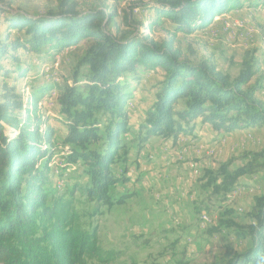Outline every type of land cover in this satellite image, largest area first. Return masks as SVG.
Masks as SVG:
<instances>
[{
  "label": "trees",
  "instance_id": "1",
  "mask_svg": "<svg viewBox=\"0 0 264 264\" xmlns=\"http://www.w3.org/2000/svg\"><path fill=\"white\" fill-rule=\"evenodd\" d=\"M245 6L264 8V0H135L129 9L147 18L142 26L150 33L166 30L177 36L205 31L217 17ZM0 14V27L6 26L5 37L0 36V264H86L107 258L99 227L84 218L128 199L114 193L125 181L116 172L128 153L124 138L134 128L127 107L145 74L162 73L132 138L139 150L151 137L176 141L198 126H209L217 135L264 128L259 95L264 71L253 50L245 51L240 73L232 77L212 61L184 57L172 40L142 33L126 13L120 22L118 6L108 0L88 6L54 0L40 13L0 3ZM14 31L18 35L11 38ZM81 44L70 77L61 83L43 79L17 85L32 73L31 55L46 67L48 60ZM48 97L55 100L64 127L60 138L44 110ZM59 152L66 166L80 163L88 181L55 187L52 161ZM243 157L247 162L235 169L229 161L206 171L214 193L240 192L243 177L264 173V147ZM86 201L94 204L89 210L78 206ZM234 212L226 209L211 230L232 228L248 247L224 264H258L264 257V193L254 197L245 214L249 221L233 219Z\"/></svg>",
  "mask_w": 264,
  "mask_h": 264
},
{
  "label": "rangeland",
  "instance_id": "2",
  "mask_svg": "<svg viewBox=\"0 0 264 264\" xmlns=\"http://www.w3.org/2000/svg\"><path fill=\"white\" fill-rule=\"evenodd\" d=\"M52 1L0 0V3L30 13H40ZM79 1L83 6H88L91 1L97 0ZM133 1L108 0V4L118 6L120 22L126 13L133 21H138L142 33L158 40L174 41V47L180 49L184 57L212 61L219 69L236 77L240 73L245 51L250 49L264 71L262 6H245L219 16L214 25L205 31L172 36L166 30L154 33L145 30L142 24L147 23V18L139 14L138 10L133 15L129 9ZM249 2L256 3V0ZM0 21H3L2 14ZM5 31L6 26H1V37H5ZM17 35L14 31L11 38ZM82 47L83 44L65 50L56 60H48L46 67L31 55L29 61L33 67L32 73L28 78L18 80L17 85L23 87L25 83L43 79L61 83L65 77H70ZM47 68L51 69L48 71ZM161 75V70L145 74L135 99L128 104L130 122L134 128L124 138L128 153L119 162L116 172L125 177V181L118 182L114 188L116 196L124 193L128 199L124 204L101 207L103 212L100 215L84 218L99 227V244L109 252L104 260L89 259L86 264H224L234 254L248 247L246 241L234 236L232 228L220 232H212L211 229L217 226L221 213L229 208L235 211L233 219L249 221L245 214L252 208L254 197L264 193V173L243 177L238 186L240 192L231 199L214 193L204 177L206 171H216L229 161L233 162L231 169L244 165L247 162L244 155L264 147V128L256 132L241 131L229 135L222 132L217 135L209 126H198L193 133L179 136L183 140L181 142L154 136L142 150L137 149L132 138L136 136L144 109L154 99L155 87ZM25 91L27 99L30 97L29 88ZM259 95L264 99V91ZM54 101L50 97L46 98L44 110L50 115L49 123L56 127L57 137L60 138L64 127L57 119ZM64 147L60 145V150ZM52 169L54 186L62 190L73 187L76 182L88 181L82 173L81 164L66 166L60 152L54 155ZM76 198L83 200L79 192ZM93 205L89 201L78 203L85 210L91 209ZM202 211L209 213L216 222L204 227L200 221Z\"/></svg>",
  "mask_w": 264,
  "mask_h": 264
},
{
  "label": "bare ground",
  "instance_id": "3",
  "mask_svg": "<svg viewBox=\"0 0 264 264\" xmlns=\"http://www.w3.org/2000/svg\"><path fill=\"white\" fill-rule=\"evenodd\" d=\"M239 192L238 191H234L232 193H230V195H232V197H236V195L238 194ZM206 218H211L209 216V213L205 212V213H202L200 215V220H206ZM212 220V219H211ZM201 224L205 227V226H208V225H213V223H209V222H201Z\"/></svg>",
  "mask_w": 264,
  "mask_h": 264
},
{
  "label": "crops",
  "instance_id": "4",
  "mask_svg": "<svg viewBox=\"0 0 264 264\" xmlns=\"http://www.w3.org/2000/svg\"><path fill=\"white\" fill-rule=\"evenodd\" d=\"M256 130H259V128H255V129H245V130H242V132L241 133H245V132H256ZM238 131H234V132H224L225 134H227V135H229V134H236ZM238 134V133H237ZM189 137V136H188ZM155 138H159L158 136H155ZM164 140H166L167 141V139L165 138ZM178 142H181V141H183L182 139H179L178 138ZM202 142V141H201ZM162 148H163V146H162ZM162 150V149H161ZM163 154H164V152H162ZM169 156H171V155H169ZM164 164V163H163ZM166 164V163H165ZM166 165H164V167H165ZM162 168V167H161ZM161 171H164V170H166V169H160Z\"/></svg>",
  "mask_w": 264,
  "mask_h": 264
},
{
  "label": "built area",
  "instance_id": "5",
  "mask_svg": "<svg viewBox=\"0 0 264 264\" xmlns=\"http://www.w3.org/2000/svg\"><path fill=\"white\" fill-rule=\"evenodd\" d=\"M228 198H232V195L228 194L227 195ZM201 213H205L204 211H202ZM201 222H209V223H214L216 222V220H211V218H206V220H200Z\"/></svg>",
  "mask_w": 264,
  "mask_h": 264
},
{
  "label": "clouds",
  "instance_id": "6",
  "mask_svg": "<svg viewBox=\"0 0 264 264\" xmlns=\"http://www.w3.org/2000/svg\"><path fill=\"white\" fill-rule=\"evenodd\" d=\"M258 264H264V257L258 258Z\"/></svg>",
  "mask_w": 264,
  "mask_h": 264
}]
</instances>
